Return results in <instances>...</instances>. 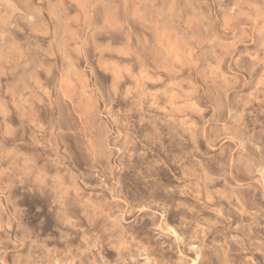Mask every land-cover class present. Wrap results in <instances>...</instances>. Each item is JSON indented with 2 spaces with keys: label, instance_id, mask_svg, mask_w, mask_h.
<instances>
[{
  "label": "rangeland",
  "instance_id": "rangeland-1",
  "mask_svg": "<svg viewBox=\"0 0 264 264\" xmlns=\"http://www.w3.org/2000/svg\"><path fill=\"white\" fill-rule=\"evenodd\" d=\"M0 264H264V0H0Z\"/></svg>",
  "mask_w": 264,
  "mask_h": 264
}]
</instances>
